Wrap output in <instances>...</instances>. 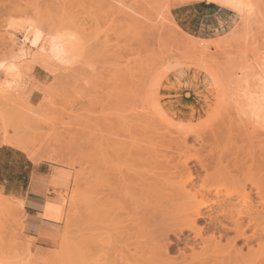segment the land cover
I'll return each mask as SVG.
<instances>
[{
  "label": "rangeland",
  "instance_id": "obj_1",
  "mask_svg": "<svg viewBox=\"0 0 264 264\" xmlns=\"http://www.w3.org/2000/svg\"><path fill=\"white\" fill-rule=\"evenodd\" d=\"M190 1L194 0H0V144L7 137L13 138L31 146L26 154L35 162L51 165L53 191L62 198L64 210L66 208L59 233L49 245L36 244L24 235L22 209L8 213L5 223L7 230L5 227L1 229L6 230V233L0 230L3 234L0 235V264H91L92 260V264H98L94 259L100 260L101 252L98 251L96 257L94 241L101 240L102 236L97 229L101 216L98 210V180L94 175L98 167L97 139L102 121L108 116L134 112V116L144 113L157 117V130L162 133L163 140L169 137L167 140L172 143L169 146L168 141V145L162 141L167 150H173L175 142L170 141V132L176 129V125H185L190 130L195 127L194 131L211 126L204 129L206 135L203 133V137L208 140L207 145L205 139L203 145H194L195 137H192L194 140H188L189 150L191 148L193 152L191 156H206L210 161L213 160L210 173L216 175L218 164L215 160L219 157L216 155L227 151L226 154L221 152V155L228 156L222 166H226L229 161L238 162L235 166L231 162L227 165L229 169L239 167L235 170L239 172L238 177L233 171L236 181L244 180L248 166L256 168L254 163L251 164L252 160L250 162L249 157L246 158V154L257 153L256 140L252 139L254 135L264 138V72L258 73L264 68V0H243L242 12L236 15V22L227 18L223 20V26L213 39L197 37L192 33L189 23L177 19L172 7ZM207 1L218 5L223 2ZM51 36H61L66 51L65 56L60 55L62 58L53 55ZM24 52L25 56L22 55ZM128 65L134 68H131V74L136 75L134 80L124 74ZM35 69L48 74L47 83L35 81ZM119 70L123 72L120 73L123 82L113 76ZM233 88H236V99L241 103L237 108L231 98ZM107 94H110L109 97ZM245 101L250 108L244 107ZM105 123L108 124V121ZM220 132L225 134L221 136ZM165 133L169 136H163ZM227 133L229 137L235 136L239 141L243 137L244 140L238 142L232 139L236 145L231 146V137L225 138ZM218 139L222 140L217 147L225 139L230 140L227 144L231 142V145H228L229 148L226 144V147L221 145L222 150L217 153L220 150L215 146ZM214 140L216 143L212 144ZM245 140H252L253 145ZM231 148L234 152H229ZM175 149L172 152L168 150L169 153L162 152V155L171 159L173 156L174 159ZM187 152L186 155L191 158L189 166H194L195 160ZM237 153H240L239 160L234 158ZM176 155L179 157V153ZM165 160L162 159V165H165L162 175L168 173ZM174 162L177 166L176 159ZM242 163H246L247 167ZM172 166L168 168L174 170ZM243 166L245 169L242 171ZM174 171L178 174L177 170ZM172 173L167 176L164 174L162 179H171L175 176ZM205 174L200 170L197 185ZM231 182L219 183L221 187L217 189L221 188L225 193L233 189L231 186L234 182ZM217 185L218 181L210 178L209 187L216 188ZM215 188L212 190L215 191ZM0 195L17 205L16 199L3 195L1 191ZM177 207L171 208L167 215H177ZM199 225L204 226V223ZM65 233L70 240H62ZM185 234L193 237L189 232ZM211 234H204L207 241L212 237ZM233 236L232 233L229 237ZM107 241L105 252H110L105 255H108V259L103 255L100 258H104V262L100 260L99 263L128 264L126 259L117 256L115 250L120 246L114 244L116 248L113 247V253L112 249L107 250L111 245L110 240ZM176 241V235H170L168 242L173 247L168 250L169 260L179 257L180 264H191L193 251L183 243L176 245ZM200 242H192L196 253L205 249ZM226 242L224 239L221 243L225 248L219 244L215 246L216 243L212 242L213 245H209L210 251L207 247L209 243H204L209 251L206 254L210 257L211 249L215 247L219 250L217 256L227 253V257H223L228 260L226 264H230L233 258L234 264H261V261L264 264V251L261 256L259 242H252L248 246L252 252L245 247L244 242L237 241L239 248L236 247L242 248L244 257L241 254L237 257L232 252L230 258L228 252L231 249ZM58 248L62 249L61 253ZM182 250L189 258L187 262L181 258ZM199 254L209 262L207 256H203V251ZM193 256L192 261L198 262L200 257L196 259ZM176 261V264L179 263ZM218 262L224 263L222 260Z\"/></svg>",
  "mask_w": 264,
  "mask_h": 264
},
{
  "label": "bare ground",
  "instance_id": "obj_2",
  "mask_svg": "<svg viewBox=\"0 0 264 264\" xmlns=\"http://www.w3.org/2000/svg\"><path fill=\"white\" fill-rule=\"evenodd\" d=\"M220 6L234 11L242 12L243 0H223ZM126 26L128 27V25H125V27ZM61 39H62L61 36L59 38L51 36L50 38V43L52 44V48H53V55L55 54L56 58H58V56L59 58H62L60 55L62 54L65 56L66 53V51L64 50V42ZM22 55L25 56L26 55L25 52L22 53ZM131 68L128 65L126 67L124 74L126 73L128 77L134 80L135 79L134 76L136 75L133 76V74H131ZM132 69L134 70V68ZM121 71L122 70H119L116 72V75H113L116 78V80L122 81L123 77H121L120 73L123 72ZM106 81L105 83H107ZM235 91L236 88H233L231 92V98L233 99V105L235 106V108H237L241 106V103L239 100L236 99L237 94ZM103 95L105 94L103 93ZM108 95L110 94H107V96ZM138 96L139 95H137V97ZM133 97L137 98L136 96ZM127 98L129 99V97ZM119 101L123 102V100H119ZM124 101H125L124 103L127 104L126 100ZM122 111L124 113V110ZM133 113L134 112H132V114L129 115H125L121 113L120 116L111 115L104 118L100 129V136L97 139V141H99L98 149H96L97 157H98V162L96 163H98V167L94 177L96 176V180H98V186H99V189H97V194L99 196L98 210L100 213L98 211L97 213L100 214L101 219L97 229L100 231V236H102V238L101 240L98 239L94 241L95 242L94 244H96V249H97V252L95 251V253H97L96 257L98 256L99 254L98 251H99L101 252L99 254L100 257L104 255L107 256L108 259V255H105V253L108 254V252L110 251L107 250L112 249L111 251L113 253L115 251L118 252L119 255L117 254V256L121 257L122 259H126L128 264H169V263L173 264L175 263L176 260L179 262L177 264H180L181 260L179 259V257L174 258L173 260H169L170 258L168 256L169 255L168 250L173 247V244L171 243L169 244L168 241L170 235L173 234L176 235L177 237V241L175 243L176 245L183 243L187 249L190 248V250L193 251V253L190 251L193 255L194 254L197 255V256L192 255L193 257H196V259L200 257L199 253L200 252L202 253L203 251L204 253L203 256L204 257L207 256L209 260L208 262L206 259L200 257L201 259L198 258L199 259L198 262H195L194 260L193 262L191 256L190 258L193 264L194 263L198 264L199 262L200 264H205V263L211 264V262L217 264L219 263L218 262L219 260H222L224 262L223 264H226L225 262H227L228 260L227 259L224 260L223 257L225 256L227 257V253L224 256L220 254L222 257L221 258L220 256H217L219 250L214 249L215 248L214 247L211 249L212 251L210 252V257L209 255L206 254L207 252L210 251L209 245L212 244V242L215 244L219 240L220 241L222 240L223 242L224 239L225 241H227L226 242L227 247L232 250L231 251L229 249L230 251L228 253L230 255L228 256V258H230L233 255L232 252L235 253L236 256L242 255V252L244 251H242V248L238 249L239 247L236 245L237 241L240 242V240L241 242H244L245 247L246 246L248 247L252 242L255 241L259 242V246L258 245L257 246L258 249L260 248L259 251L262 250V252H259L262 256L264 251V138H260L258 135H254V137H252V139L256 140L255 145L256 148L258 147L257 153L255 152L250 155L246 154L245 152L244 153L246 154L247 159L249 157L250 162L252 160L251 164L254 163L255 164L254 167L256 168L253 169L252 165L254 164L250 166L252 168H249V166L247 167L246 163H242L243 165L244 164L246 165L245 167H247L246 169L244 166L243 168L241 167L242 171L245 169L247 173L244 172L246 174L244 175L243 181L237 180L238 181L237 182L235 180L236 178L235 179L233 178L235 177L233 171H235L239 167H236L234 169L230 168L232 169L231 171L229 169L230 166L227 165H230L229 162H231V165H233L234 163L233 166H235L236 163H237L236 165H238V162L235 163V161L234 162L229 161L227 162L228 164L226 166L225 165L222 166V164L225 163V160L228 159V156L221 155V152L222 154L223 152H225V154L228 152L221 151L222 147L220 148V146L222 145L226 147L227 145V148H229L228 145L230 146L231 142L229 144L227 143L230 140L232 141V143L233 140L238 142L244 140L243 137H240L241 134L240 136H238L240 137V139L242 138L239 141V138H236L234 136L235 134L233 136L237 140L231 136L230 138L228 136L229 134L227 133L225 135V138L228 139L230 138V140L228 139L223 140V144H220L219 147L217 146L219 145L220 140L222 139L220 140L218 139L219 142L217 141V143L215 140L212 141V144L216 143L215 144L216 148L220 149L219 151H217V153L221 151L220 154L218 153L219 155L218 154L216 155V157L218 156L219 157L215 160V162L221 167L218 168L217 165L218 173L216 175H212L210 173V170L212 169L211 161L213 160L210 161L208 158H205L206 156H203L204 158H201L199 156L195 157L194 154H192L194 156H191L192 149L190 148L189 150V145L187 144L188 140L192 137H195L196 142L194 141L193 143L194 145L196 144L199 145L201 143L202 145L205 144V140L207 138L203 137L204 136L203 133L205 132L204 129L207 130L211 128V126H209L207 129L201 128V130H199L200 129L199 128L198 129L200 131L199 132L197 130L195 131L193 130L195 127L194 128L191 127L193 129L190 130L188 127H185V125H176L175 126L176 129L173 132L172 131L170 132L171 134L174 133L173 134L174 136L169 133L171 136L170 141L175 142L173 146V150L175 148L177 149V150L175 149L176 151L173 152V154L175 153V157L173 159L172 156L173 159L172 160L171 157L162 155V152L169 153L172 152L173 150L172 148L169 147L171 143L169 142V140H167L169 137L167 139L164 138L165 140L164 141L162 138V133L160 132L159 129L157 130L156 127L157 117L155 118L154 116H148L147 114L144 113L143 114L137 113L134 116ZM106 121H108V124L105 123ZM221 123L223 124V122ZM210 124L213 123L210 122ZM192 133H194V135ZM223 134H221V136H223ZM163 136H169V135L165 133V135L163 134ZM221 138L224 139V137ZM162 141L165 142V145H168L169 143L168 146V148H170V150L168 149L169 152L166 149V147L162 145L163 144ZM166 141H168L167 144ZM207 141L208 140H206V145H207ZM251 141L252 140L250 141L245 140V142L247 143L249 142V144L252 143ZM2 144L9 145L15 148L19 147L18 149L23 151L24 153H27V151L31 150V146L22 144L21 142L9 137H7ZM233 145H236V143H233L231 146ZM208 148L209 147H207V149ZM200 149H198V151ZM232 149L233 148H231L229 152H234L231 151ZM241 149H243V147ZM209 151L212 152V149ZM176 152L179 153V157L178 155H176L177 154ZM186 152L187 154H189V156H191L195 160L194 166L191 167L189 166V164L191 163L190 162L191 158L186 155ZM244 153H242V155ZM208 154H212V153L209 152ZM239 154L240 153H237V156H235L234 158L238 159ZM178 158H180V162H179L180 166L178 165L177 162L179 160ZM246 158L244 157V160ZM162 159L168 160V161L165 160L166 169H168V173L165 174L164 172L165 176L171 174L172 171H173L172 174L173 175L175 174V176L171 177V179L167 177L162 179V177L164 176V174L162 175V170H164L162 168L165 167V165H162ZM175 159L178 167L175 166L174 164ZM169 161L170 163H168ZM255 162H257V164ZM167 163L170 164L171 166L174 164V166L172 167H175L173 169L177 170L178 174L174 170H172V168L169 169L168 167H170V165H167ZM200 170L206 172L205 174L206 176L204 177V179L202 178L201 183L197 185L198 184L197 181L200 180V175H199ZM235 173L238 174L239 172L235 171ZM236 176L238 177L239 174ZM212 177L213 179L214 178L216 179V182L218 181V185L216 188L213 186H212L213 188L211 186H210L211 188L209 187V181L210 178ZM230 181L234 182V185L231 182L232 183L231 187L233 189H230L229 187V189L232 191L227 190L228 188H225V186H222V188L224 187L225 190H227V191L224 190L225 193H223V189L221 188L217 189L221 187L223 183H227ZM219 183H221V185H219ZM214 188L215 191L212 190ZM209 197H212V199H210ZM22 205L23 203L20 200H17V205H13L12 203L5 200L0 195V230L4 229L5 226L7 227V224L5 225V223H7L6 221H7L8 213H11L12 211L15 210H21ZM175 206H179L176 208L178 214L174 215V217H169L168 216L169 210L171 208H175ZM64 213L66 214V208L64 210ZM65 214H63V219ZM167 216L168 218H165ZM202 222L204 223V226L199 225ZM1 231L3 234L6 233L3 230ZM188 232L191 233L193 237H190L189 235L186 236L185 233ZM207 232L212 233L211 234L212 237H210L211 239L209 238L208 241L206 240L207 238L204 236V234H206ZM232 233L234 234V236L229 237L230 234ZM247 233H249L250 235H248ZM3 234L0 233V235ZM95 239H97L96 236ZM108 239L110 240L109 243L112 246L109 245L108 246L109 249H107L106 250L107 252H105V247L106 244L108 243L107 241ZM62 240L68 241L70 239L69 236H67V234L65 233L63 235ZM198 240L201 241L200 243L204 245L205 249L203 250L200 249L201 251L196 253L195 251L196 248L192 246V242L196 243L198 242ZM220 241L217 242L215 246H218L219 244V246L221 245L220 247L225 248L226 246L225 247L222 246L221 244L222 242ZM63 243L65 244V242H62V244ZM204 243H206V245L209 243L207 245L209 251L207 250L208 248ZM114 244L115 246L116 245L118 247L120 246L119 248L117 247L118 249L115 251H113L114 250L113 247L116 248ZM249 248L250 247H248V249ZM59 250L60 249L58 248V251ZM249 250L253 252L252 248H250ZM61 252L62 249L60 250V253ZM182 252L183 250L180 252L181 258L184 260V262H187L189 258L187 257V255L185 256L184 252L183 253ZM100 257L98 259L103 261L104 258L102 259ZM237 257H235V259H237ZM242 257L244 256L242 255ZM115 258L112 259L115 260ZM107 259H105V262H108L106 261ZM100 260L94 259V262L98 261V264H100L99 263L101 262ZM201 261L202 262L205 261V262L201 263ZM90 263L92 264L93 260L92 262L90 261ZM232 264H234V262ZM236 264H238V262Z\"/></svg>",
  "mask_w": 264,
  "mask_h": 264
},
{
  "label": "crops",
  "instance_id": "obj_3",
  "mask_svg": "<svg viewBox=\"0 0 264 264\" xmlns=\"http://www.w3.org/2000/svg\"><path fill=\"white\" fill-rule=\"evenodd\" d=\"M172 10L177 19L189 23L192 33L201 39H213L223 26V20L227 18L236 22L235 17L239 13L207 0L180 3ZM262 72L264 68L258 73ZM33 75L40 84L48 81V74L43 70L35 69ZM243 105L250 108L247 101ZM52 185L51 165L35 162L23 151L0 144V191L7 197L22 201L23 233L40 245H49L55 240L63 219L65 205L62 198L54 193Z\"/></svg>",
  "mask_w": 264,
  "mask_h": 264
}]
</instances>
